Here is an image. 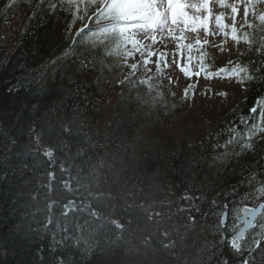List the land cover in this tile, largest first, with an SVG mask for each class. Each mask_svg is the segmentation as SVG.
<instances>
[{
	"label": "trees",
	"instance_id": "trees-1",
	"mask_svg": "<svg viewBox=\"0 0 264 264\" xmlns=\"http://www.w3.org/2000/svg\"><path fill=\"white\" fill-rule=\"evenodd\" d=\"M74 10L61 0H0V264H57V256L74 264H238L227 241L239 209L264 202L257 191L264 187V133L240 155L239 144L226 141L231 127L247 128L254 116L259 123L250 110L259 109L264 80L253 81L250 94L217 119L179 123L151 93L119 83L103 37L76 49L85 69L72 56L58 59L72 43L63 37ZM80 26L72 25V37ZM248 34L251 53L237 65L251 67L259 62L264 25ZM205 63L216 67L207 55ZM78 147L86 149L83 156ZM149 212L162 215L150 221ZM58 223L80 240L77 247L55 244L53 233L56 240L64 234Z\"/></svg>",
	"mask_w": 264,
	"mask_h": 264
},
{
	"label": "snow or ice",
	"instance_id": "snow-or-ice-1",
	"mask_svg": "<svg viewBox=\"0 0 264 264\" xmlns=\"http://www.w3.org/2000/svg\"><path fill=\"white\" fill-rule=\"evenodd\" d=\"M64 2L75 9L72 12L71 22L67 23L64 28L63 37L65 40L71 37L72 43L64 50L62 57H58V59L72 56L74 57L72 63L77 64L81 69L87 68L88 62L75 58L76 49L81 44H87L89 41L95 43L94 38L101 36L104 38L105 47H111L109 54L115 55L129 69L127 75L119 83L124 84L127 82L132 87H135L137 83L147 85L150 93L153 90V85L149 83L153 79L152 76H147V78L139 77L136 80L132 78L136 76L139 68H143L146 73L151 72L152 69L148 67L150 62L155 63V75L160 76L162 74L161 65L164 68L169 67L167 60L168 53L161 51L160 48H166L171 43L175 44L177 52L182 56L185 52L187 53V65L181 66L175 56H173L171 61L172 64L180 67V71L183 72L186 78L191 79L193 75L199 77L201 74L208 79L220 77L232 80L235 78L236 82L241 85L264 80V61H253L251 62V67L236 65L230 69L220 68L218 71L213 72L208 70V66L205 63L206 53L201 50L204 45L209 44L208 37L217 34L225 38L230 37L236 43H239L241 39L251 43L249 34L238 31L236 27L237 16L239 15L238 4L243 3L245 5L241 29L245 27L253 28L254 25L248 20L250 13L258 19L261 25H264V11L259 13L256 11L258 5H264V0H237L234 3H229L228 0H61V3ZM216 5L220 9H230V14L226 16L224 11L214 14L213 7ZM81 6H83L82 14ZM52 7L55 8L56 6L52 5ZM89 9H94L91 14H89ZM213 19L215 28L210 31V24ZM229 19L231 20V24L226 22ZM77 20L82 22V26L76 32L75 37H72V25ZM90 24L92 25L91 27L89 26ZM201 30L203 35H201ZM76 37H79V40ZM154 45H159V47L154 48ZM193 50L200 53L197 58L198 63L195 72L189 67L193 62ZM221 51H223L222 46ZM257 51L264 52V42L261 43ZM137 53L141 59L128 63L129 58L135 57ZM153 56L157 57L155 61L150 60ZM229 64H235V62L229 61ZM168 79L171 83V77H168ZM195 88V84H189L184 89L183 99L185 101L190 98V95L195 94ZM16 90L10 89V91ZM158 95L160 94L158 93ZM218 95L225 96L226 93L221 92ZM153 99L155 100V98ZM144 103L148 102L144 101ZM255 103L259 106V109L253 106L250 112L253 114L258 113L259 123L255 122L256 117L254 116L252 118L253 122L249 127L241 128L240 130H237L236 127L229 129L232 135L227 138L226 145L239 144L240 152L235 153L236 155L254 149L253 137L258 132L264 133V96H261ZM245 123H247L246 119H242L241 124ZM64 132L72 135L70 127H65ZM76 135L79 136L80 133L77 132ZM36 142L39 147V136H36ZM226 145L224 146L226 147ZM89 146L92 148L96 147V145L91 143H89ZM64 147H68L67 141L64 142ZM233 151L235 152V150ZM85 152V148L78 147L76 155L83 156ZM43 155L48 158L51 165L54 166L56 164L54 153L51 149L45 148ZM227 155V152L224 153V156ZM217 159L223 160V157H217ZM100 167H103V160H101ZM60 170L61 172L67 171L63 163L60 164ZM48 177L49 183L47 187L51 191L52 182L55 180V173L49 171ZM62 183L66 189L72 190L69 181L64 180ZM238 186H233V193H235ZM257 191L261 197H264V187L258 188ZM247 195L249 194H245V199ZM185 199L190 200L192 197L186 196ZM69 203L75 208L74 202ZM213 203L215 204V201ZM65 207L67 208L68 206L66 205ZM90 207V204L85 205V209ZM139 207L147 211L144 204H140ZM224 207L226 208L227 204ZM239 211L243 215L237 216L239 223L233 225L234 234L227 241L228 246L235 256L238 257V264H264V204H259L256 207H242ZM90 215L98 218L100 214L93 210ZM160 215H162L160 212H149L148 219L151 221L154 216L159 217ZM128 222L131 223L130 220ZM51 223V218H49L48 224ZM110 223L118 230L122 231L125 228V225L118 220H111ZM219 224L221 226L224 224L223 218L220 219ZM56 227L61 229L64 234L59 240H56L57 234L53 233L55 244L68 248L77 247L80 244V240L74 238L66 227L61 228L59 223ZM249 229L254 230L251 235H249ZM165 235L167 234L165 233ZM84 243L87 244L88 242L84 241ZM164 246L167 248L173 245L165 244ZM91 248L92 245H89L86 251H90ZM50 250L55 252L58 249L54 245ZM222 259L226 260V258ZM56 261L57 264H74L71 256H69L68 260L57 256ZM217 264H220V261Z\"/></svg>",
	"mask_w": 264,
	"mask_h": 264
},
{
	"label": "rangeland",
	"instance_id": "rangeland-1",
	"mask_svg": "<svg viewBox=\"0 0 264 264\" xmlns=\"http://www.w3.org/2000/svg\"><path fill=\"white\" fill-rule=\"evenodd\" d=\"M229 3L237 2V0H228ZM244 4L239 3V15L237 16L236 27L238 31L242 33H249L250 28L241 29V25L243 24V9ZM94 9L89 11V14ZM219 11H224L226 16L230 14V9H220L218 5L213 7V12L218 13ZM257 13L264 11V5H258L256 9ZM82 14V13H81ZM250 23L255 26H260L258 19L254 17L251 13L248 17ZM227 23L231 24V20H227ZM90 26V25H89ZM81 27V26H80ZM215 28L214 19L210 24V31ZM191 35V34H188ZM201 35H203L201 30ZM209 44L204 45L201 49L206 53L207 57L214 61L216 67L211 68V64H206L208 66L209 71H218L220 68H232L236 66L240 61L247 58L252 50V44L245 42L243 39L239 43H236L231 40L230 37H223L219 34L208 37ZM221 46L223 51H221ZM155 47H159V45H154ZM161 51H166L168 53L167 60L169 63V67H162V74L160 76H156V65L155 63H149L148 67L152 69L151 72H145L143 68H139L137 70L136 76L132 79L136 80L139 77L147 78V76H152L153 79L149 81L153 85V90L151 91V96L155 98L153 101H162L166 106V111L169 118L176 120L179 123H186L189 125L191 119H197L199 121H213L220 117L221 115L228 112L232 109L237 103L244 100V98L250 94L252 91L253 85L252 82H248L245 85H241L236 82L235 78L232 80L214 77L211 79L205 78L203 74L199 77L193 75L191 79L186 78L183 72L180 71V67L176 64H172L171 61L173 56L176 57L179 64L181 66L187 65V53L185 52L183 56L177 52L175 48V44H168L166 48L161 47ZM193 62L191 67L192 71L195 72L197 65V57L199 56V52L193 50ZM115 55H111L108 63L113 64V58ZM156 56L150 58L151 61L156 60ZM141 57L137 53L135 57L129 58L128 63L139 61ZM255 59L261 61L262 56L260 51L255 53ZM116 63L118 66V75L120 80L124 79V76L129 72L128 67L116 57ZM229 61L235 62V64H229ZM43 71V70H42ZM168 77H171L172 82H169ZM189 84H195V94L190 95V98L185 101L183 99L184 89ZM139 90H143L147 93L149 92L147 85H141L137 83L135 86ZM191 92V90H190ZM224 92L225 96H220L218 93ZM158 93L160 95H158ZM174 93V95H173ZM259 132L256 133L255 136H258ZM264 204V202L262 203ZM256 207V206H255ZM241 215V212L235 214L234 220L237 219V216ZM234 234L232 230L231 235ZM230 235V237H231Z\"/></svg>",
	"mask_w": 264,
	"mask_h": 264
},
{
	"label": "water",
	"instance_id": "water-1",
	"mask_svg": "<svg viewBox=\"0 0 264 264\" xmlns=\"http://www.w3.org/2000/svg\"><path fill=\"white\" fill-rule=\"evenodd\" d=\"M241 215H243V213L241 212ZM222 218H223V220H225L226 219V213H224L223 214V216H222ZM239 223V221L237 220V224ZM251 229H249V231H250Z\"/></svg>",
	"mask_w": 264,
	"mask_h": 264
},
{
	"label": "flooded vegetation",
	"instance_id": "flooded-vegetation-1",
	"mask_svg": "<svg viewBox=\"0 0 264 264\" xmlns=\"http://www.w3.org/2000/svg\"><path fill=\"white\" fill-rule=\"evenodd\" d=\"M227 219V218H226ZM226 219L224 220V222L226 221ZM234 224H237V219L235 220ZM242 226V225H241Z\"/></svg>",
	"mask_w": 264,
	"mask_h": 264
},
{
	"label": "bare ground",
	"instance_id": "bare-ground-1",
	"mask_svg": "<svg viewBox=\"0 0 264 264\" xmlns=\"http://www.w3.org/2000/svg\"><path fill=\"white\" fill-rule=\"evenodd\" d=\"M69 208H70V206L67 207V209H69ZM223 226H224V224H223ZM251 230H253V229H251ZM251 230H250V231H251ZM250 231H249V232H250Z\"/></svg>",
	"mask_w": 264,
	"mask_h": 264
}]
</instances>
